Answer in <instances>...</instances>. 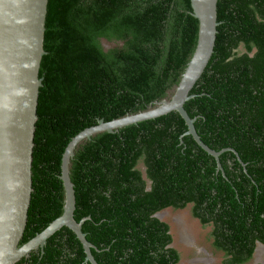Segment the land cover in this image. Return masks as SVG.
<instances>
[{
	"label": "trees",
	"instance_id": "obj_1",
	"mask_svg": "<svg viewBox=\"0 0 264 264\" xmlns=\"http://www.w3.org/2000/svg\"><path fill=\"white\" fill-rule=\"evenodd\" d=\"M214 54L185 103L202 141L170 112L94 134L75 149L77 221L99 264H180L171 225L191 207L221 264H251L264 244V0H218ZM191 0H49L33 192L21 245L64 212L63 153L82 130L170 100L198 42ZM105 42L109 44L105 46ZM64 226L16 264H91Z\"/></svg>",
	"mask_w": 264,
	"mask_h": 264
},
{
	"label": "water",
	"instance_id": "obj_2",
	"mask_svg": "<svg viewBox=\"0 0 264 264\" xmlns=\"http://www.w3.org/2000/svg\"><path fill=\"white\" fill-rule=\"evenodd\" d=\"M49 0H0V264H16L29 257L33 250L47 244V240L64 226L80 240L86 253L85 262L99 264L92 249H98L83 232L87 218L77 221L75 185L70 176V163L76 147L100 132L115 130L155 119L170 112H178L185 120L187 135H192L200 147L217 160L223 171L220 151L211 149L195 128L196 118L190 117L185 103L195 95L192 89L203 75L215 51L218 34V0H191L193 15L199 20L198 42L179 85L170 100L137 114L105 121L88 127L74 136L67 145L61 164V179L66 198L64 212L41 233L21 245L33 192V152L35 146L38 104L43 77L41 62L47 51L44 47ZM241 160V159H240ZM159 213L156 214L157 217ZM264 244L258 242V246Z\"/></svg>",
	"mask_w": 264,
	"mask_h": 264
},
{
	"label": "rangeland",
	"instance_id": "obj_3",
	"mask_svg": "<svg viewBox=\"0 0 264 264\" xmlns=\"http://www.w3.org/2000/svg\"><path fill=\"white\" fill-rule=\"evenodd\" d=\"M106 47L109 46L107 42L104 43ZM169 212L165 215V220L171 225L172 233L174 235L173 247L178 249L181 253V261L180 264H192L191 260H193L194 256H190V251L195 248V246H191L185 244L181 240L180 232L182 233V226L184 225V229H186L191 235V237L195 240V244L204 248H207L210 251V256L213 258V261L210 264H220L223 254L221 252L215 251L211 244V231L212 227L210 225H204L200 219L195 217L192 213L191 207H187L184 209L174 210L167 209ZM176 218H180L181 222L175 221ZM183 229V230H184ZM198 258H204L202 256H197ZM264 262V255L261 256V259L258 260ZM194 262V261H193ZM255 260L252 261L251 264H254ZM193 264H205L203 261H198V263Z\"/></svg>",
	"mask_w": 264,
	"mask_h": 264
},
{
	"label": "flooded vegetation",
	"instance_id": "obj_4",
	"mask_svg": "<svg viewBox=\"0 0 264 264\" xmlns=\"http://www.w3.org/2000/svg\"><path fill=\"white\" fill-rule=\"evenodd\" d=\"M168 209H173V208H168ZM168 212L169 211L167 209L162 211V212H159V214H158L159 218L165 220L166 219L165 215ZM182 233H183V231H182ZM182 233L180 232L181 240L183 242H185V244L190 245V247L195 246V248L190 251V253H191L190 256L191 257L194 256L193 257L194 259L191 260V263L193 264V263H198V261H203V263H205V264H210L213 261V258L210 256V254H211L210 251L207 248L196 245L195 240L191 237V235H189V233L186 229H185L186 237ZM210 240H211L212 247L214 248L212 237ZM260 247H262L261 249H263V251H260ZM180 255H181V253H180ZM202 255L204 257L202 259L197 257V256H202ZM263 255H264V247L262 245L258 246V243H257V247H256L254 255H253V260H255L254 264H264V262L258 261L261 259V256H263ZM221 263H222V260H221L220 264Z\"/></svg>",
	"mask_w": 264,
	"mask_h": 264
},
{
	"label": "bare ground",
	"instance_id": "obj_5",
	"mask_svg": "<svg viewBox=\"0 0 264 264\" xmlns=\"http://www.w3.org/2000/svg\"><path fill=\"white\" fill-rule=\"evenodd\" d=\"M175 221H177V222H181L180 218H176ZM181 226H182V231H183L182 234H184V236L186 237V235H185L186 233H185V229H184L185 227H184V225H181ZM183 229H184V230H183ZM261 248H262V247H260V251H263V249H261Z\"/></svg>",
	"mask_w": 264,
	"mask_h": 264
}]
</instances>
